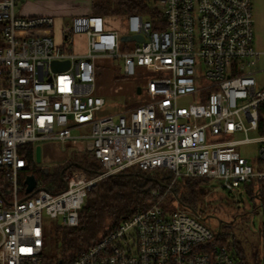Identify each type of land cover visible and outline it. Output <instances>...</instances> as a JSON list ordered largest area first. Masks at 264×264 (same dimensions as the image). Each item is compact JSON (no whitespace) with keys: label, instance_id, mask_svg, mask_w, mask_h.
<instances>
[{"label":"built area","instance_id":"2783aa9c","mask_svg":"<svg viewBox=\"0 0 264 264\" xmlns=\"http://www.w3.org/2000/svg\"><path fill=\"white\" fill-rule=\"evenodd\" d=\"M149 2L148 14L119 18L123 31L113 15L75 14L57 41L58 16L25 14L17 0H0V264H43L48 219L77 225L88 189L129 168L166 169L173 182L218 179L237 198L252 185L261 200L264 86L255 74L264 50L253 45V0ZM133 34L143 40L121 39ZM80 36L86 41L78 48ZM100 59L120 60L124 76L154 70L158 76L146 80L148 101L102 113ZM54 60L70 64L55 70ZM183 98L197 101L182 105ZM52 138L92 149L102 170L90 176L71 169L66 189L21 198L23 148ZM249 144L256 152L245 155ZM173 189L171 183L153 189L149 207L67 264H238L227 245L209 243L214 234L205 225L163 204Z\"/></svg>","mask_w":264,"mask_h":264},{"label":"rangeland","instance_id":"374dc122","mask_svg":"<svg viewBox=\"0 0 264 264\" xmlns=\"http://www.w3.org/2000/svg\"><path fill=\"white\" fill-rule=\"evenodd\" d=\"M92 0H17V5L20 12L30 14L32 12L39 13H53L58 16L55 24V36L58 41L61 27L68 25L71 22L74 13H82L86 9L84 6L92 11ZM28 3L25 10L21 9V5ZM78 7V8H77ZM81 8L78 12V9ZM89 11H85L84 13ZM253 16H254V41L255 48L264 50V0H253ZM114 26L123 31L122 15L113 16ZM124 44V43H123ZM129 46H133L134 42L129 41ZM120 60L100 59L98 77L96 80V93L103 96L106 103L102 113L117 112L127 107H133L148 101L146 93V80L152 76H158L154 70L141 69L135 75L123 76L120 71ZM260 71H257L255 76L259 86H264V64L257 66ZM137 86H141L142 92L137 93ZM196 98H183L180 104L188 105L191 102H196ZM81 129H73V133H79ZM34 148L40 146L41 160L34 159L36 164L45 169L46 174L53 172L55 165L64 164L67 161L74 160L80 156L93 157L92 149L87 151H78L71 143L64 145L58 139H43L33 144ZM256 152V145L249 144L242 149L245 155H252ZM166 171L156 172V177H164ZM170 174V173H169ZM54 178L51 175L47 178L46 184L49 185ZM170 179L166 184H173V188H177V192H173V196L168 195L163 204L170 208H181L186 211L191 217L197 219L205 225L214 237L218 238L215 243H222L229 247L238 264H243L239 261L236 255V249L233 246L232 238L235 236L240 244L246 250L247 262L249 264H264V213L260 207L254 209L255 205H259V200L255 197L251 199L247 191L244 190L246 200L240 206L236 205L237 197L233 193L224 190L221 186V181L218 179H208L202 182V186L208 191L203 193L197 189L195 194L187 198L186 205L180 202L177 194H182L183 190L175 182ZM44 184V186H47ZM41 185V184H39ZM43 186V185H42ZM153 189H158L157 187ZM152 189V190H153ZM151 190V191H152ZM173 191V190H172ZM152 195V193H151ZM153 197V195H152ZM153 197V202H154ZM152 202V203H153ZM243 210L246 213L241 214ZM198 212V214H196ZM223 224V227L220 225ZM235 225L231 227V222ZM60 224L56 220L48 219L46 226L54 227ZM220 238V239H219ZM54 245L49 244L44 247V254H48ZM254 255L257 259H254Z\"/></svg>","mask_w":264,"mask_h":264},{"label":"trees","instance_id":"16d2710c","mask_svg":"<svg viewBox=\"0 0 264 264\" xmlns=\"http://www.w3.org/2000/svg\"><path fill=\"white\" fill-rule=\"evenodd\" d=\"M153 11L149 0H92V12L104 15H125L130 13L148 14ZM0 44L2 40L0 39ZM124 76V75H123ZM25 155L28 165L25 170L20 173L19 183L21 185L20 197H26L25 178L29 174H34L38 183L46 184L47 178L51 175L54 179L46 184L47 188L53 192L64 189V182L61 177V170L69 163L78 162L80 167L74 163L65 171L64 175L71 169L84 168L90 176L99 173L102 170L100 162L93 156H80L74 160L67 161L64 164H57L54 170L46 174L45 169L36 164V148L33 144L27 145ZM166 171L164 177H156L154 174L159 171ZM170 180V174L166 169L159 170H140L136 168L125 169L119 174H113L103 177L96 181L87 191L85 203L79 211L78 224L75 226H64L56 224L54 227L45 226L44 229V247L49 244L54 248L46 255L44 249L42 252L43 264H67L77 258L81 251L92 246L96 241L114 230L121 221L132 216L136 212L143 210L153 202L151 190L155 187L159 188ZM208 179L202 177L185 176L177 179V185L182 188V194H177L180 202L184 205L188 203L187 198L192 197L197 189L203 193L208 190L201 184ZM264 188V185H261ZM177 187V186H176ZM171 191L169 195L173 196ZM248 196L254 199V191L252 185L248 187ZM261 200L259 205H255L264 210V189H262ZM243 196H245L243 194ZM246 197V196H245ZM239 199V197H238ZM241 214L246 213L243 210ZM231 227L235 225L231 222ZM223 227V224L221 225ZM213 237L209 243L217 242ZM220 239V238H219ZM233 246L236 249V255L243 264L247 262V253L239 240L234 236L232 238ZM254 259L257 256L254 255ZM61 261V262H60Z\"/></svg>","mask_w":264,"mask_h":264},{"label":"water","instance_id":"95a60500","mask_svg":"<svg viewBox=\"0 0 264 264\" xmlns=\"http://www.w3.org/2000/svg\"><path fill=\"white\" fill-rule=\"evenodd\" d=\"M121 39L122 40H134V39L135 40H143V37L139 34H133V35H123ZM69 64H70L69 60H64V61L54 60L52 62V66L55 70H59L60 68H65V67L69 66ZM136 91H137V93H141V91H142L141 86H137ZM36 157H37L38 161L41 160V148H40V146H37V148H36ZM73 163L77 167L81 166L80 163H78V162H73ZM73 163H69L60 172L62 180L64 182V188L65 189L67 188L68 183H67V180L65 178L64 173ZM119 173H115V174H119ZM25 183H26L27 196H32L33 194L38 192L40 189H47L46 186H38V180L34 174L27 175L25 178ZM173 191H175V190L173 189ZM0 194H2L1 191H0ZM239 199L243 200V193L242 192H239ZM196 214H198V212H196ZM221 222L222 221H220V225H221Z\"/></svg>","mask_w":264,"mask_h":264},{"label":"crops","instance_id":"0c3cea01","mask_svg":"<svg viewBox=\"0 0 264 264\" xmlns=\"http://www.w3.org/2000/svg\"><path fill=\"white\" fill-rule=\"evenodd\" d=\"M91 3H92V1H91ZM27 7H28V3L26 4V2H25L24 5H21V9H22V10H25V11H26L25 8H27ZM77 8H78V7H77ZM83 8L86 9L85 11H89V12L91 11V10L88 8V6H84ZM80 9H81V8L78 9V12L81 11ZM85 11H84V12H85ZM84 12H82V13H84ZM82 13H74L73 15H75V14H82ZM86 13H87V12H86ZM30 14H39V12H36V13H35V12H32V13H30ZM40 14H41V13H40ZM43 14H53V13L51 12V13H43ZM53 15H55V14H53ZM56 16H57V15H56ZM113 16H115V15H113ZM117 16H118V15H117ZM85 41H86L85 36H80V37L78 38V41H77V42H78V46H77V47L79 48V47H80V43H83V42H85Z\"/></svg>","mask_w":264,"mask_h":264},{"label":"flooded vegetation","instance_id":"af4514ba","mask_svg":"<svg viewBox=\"0 0 264 264\" xmlns=\"http://www.w3.org/2000/svg\"><path fill=\"white\" fill-rule=\"evenodd\" d=\"M245 200H246V197L245 196H243V200H240V199L237 198L236 199V201H237L236 205L240 206L241 203L244 202Z\"/></svg>","mask_w":264,"mask_h":264}]
</instances>
